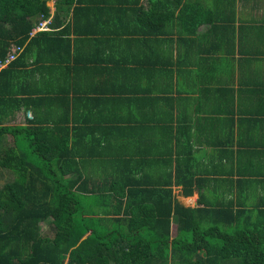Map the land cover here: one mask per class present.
Returning <instances> with one entry per match:
<instances>
[{
	"label": "crops",
	"instance_id": "1",
	"mask_svg": "<svg viewBox=\"0 0 264 264\" xmlns=\"http://www.w3.org/2000/svg\"><path fill=\"white\" fill-rule=\"evenodd\" d=\"M166 1L86 0L79 31L69 35L79 64L63 70L52 61L60 52L44 51V64L30 56L19 68L34 76L30 91L53 87L60 97L18 107L8 124L25 125L46 111L66 118L68 107L67 124L97 141L98 154L87 161L91 175L119 150L128 159L147 158L138 176L173 181L168 187L185 207L233 201L239 210H264V0ZM163 13L166 24L158 22ZM102 66L111 72L102 76ZM177 173L194 174L199 183L191 194L175 183Z\"/></svg>",
	"mask_w": 264,
	"mask_h": 264
},
{
	"label": "trees",
	"instance_id": "2",
	"mask_svg": "<svg viewBox=\"0 0 264 264\" xmlns=\"http://www.w3.org/2000/svg\"><path fill=\"white\" fill-rule=\"evenodd\" d=\"M48 1L0 0V62L11 47H24L0 69V168L15 174L0 186V264H264V210H239L233 201L220 207H185L174 200L168 187L173 181L138 176L147 158L128 159L119 150L109 167L91 175L87 161L97 156V141L79 125L67 124L68 107L62 108L66 118L46 111L25 125L8 124L18 107L48 98L53 103L51 93L62 91L52 87L45 92L33 84L30 91L28 81L34 76L25 78L19 69L27 57L39 65L44 64V51H58L61 57L52 61L63 70L80 62L69 35L79 31L78 12L86 0H56L50 28L31 36L51 13ZM166 2L173 7L183 0ZM158 19L166 24L169 15ZM49 69V75L55 71ZM111 70L102 66L100 73ZM197 182L194 174L177 173L175 183L188 195ZM86 198L93 199L84 205ZM44 223L51 234L43 231Z\"/></svg>",
	"mask_w": 264,
	"mask_h": 264
},
{
	"label": "built area",
	"instance_id": "3",
	"mask_svg": "<svg viewBox=\"0 0 264 264\" xmlns=\"http://www.w3.org/2000/svg\"><path fill=\"white\" fill-rule=\"evenodd\" d=\"M56 0H50V2L48 1V5L50 7L51 14L49 17L47 18H43L40 23L33 28V30L31 31L30 35L33 36L34 34H36L37 32L41 31V30H47L49 29V25L52 22L53 19V14L55 11V7H53V5H55ZM23 47L16 45L13 49V51L9 54V56L7 58H5V60L0 62V69L6 67L8 64H10L12 61H14L17 56L19 55L20 52H22ZM29 115H31V113H28Z\"/></svg>",
	"mask_w": 264,
	"mask_h": 264
},
{
	"label": "rangeland",
	"instance_id": "4",
	"mask_svg": "<svg viewBox=\"0 0 264 264\" xmlns=\"http://www.w3.org/2000/svg\"><path fill=\"white\" fill-rule=\"evenodd\" d=\"M50 2V1H49ZM55 7V5H53ZM52 11V10H51ZM12 143V142H11ZM15 177V174L9 170L1 169L0 168V186H3L6 182L13 180ZM93 198H86L83 200L84 205L88 204V202H91ZM94 204H96V199L93 201ZM92 204V203H91ZM93 205V204H92ZM43 225V231L46 233L51 234L49 231V227L47 224H42ZM175 231V228H174Z\"/></svg>",
	"mask_w": 264,
	"mask_h": 264
}]
</instances>
